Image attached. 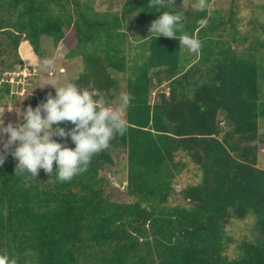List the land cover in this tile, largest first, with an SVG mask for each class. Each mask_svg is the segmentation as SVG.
<instances>
[{"label":"trees","instance_id":"trees-1","mask_svg":"<svg viewBox=\"0 0 264 264\" xmlns=\"http://www.w3.org/2000/svg\"><path fill=\"white\" fill-rule=\"evenodd\" d=\"M149 4L127 0L120 12H101L89 0H0V33L15 53L20 47L29 66L40 56L42 37L57 45L72 28L77 43L69 55L85 64L73 83L112 104L119 92L112 71L126 72L122 94L133 97L124 113L127 132L70 181L58 182L42 169L35 178L15 175L16 161L7 155L0 166L4 264H264L258 69L215 39L218 23L199 9L186 13L183 31L176 33L202 43L196 61L183 64L177 39L145 38L159 15ZM129 21L140 29L133 41ZM162 81L168 93L158 92L152 102L151 92ZM3 90L9 93V84ZM50 92L55 89L32 97L31 105ZM111 149L125 154V188L132 200L112 199L106 191L109 180L101 172L114 164ZM178 155L200 171L197 183L180 190L184 205L170 203L174 181L187 165ZM249 216L255 237L242 240L240 256L229 259L225 252L234 239L226 225Z\"/></svg>","mask_w":264,"mask_h":264},{"label":"rangeland","instance_id":"rangeland-1","mask_svg":"<svg viewBox=\"0 0 264 264\" xmlns=\"http://www.w3.org/2000/svg\"><path fill=\"white\" fill-rule=\"evenodd\" d=\"M84 1V0H83ZM94 8L101 12H120V9L127 0H89ZM198 0H185V6L193 5L192 10L198 9L195 7ZM208 5L207 10H211L212 22L218 23L216 30L213 32L216 40H220L224 44L231 46L241 57L252 59L258 69V82L260 86V97L264 100V0H206ZM174 7L181 9L182 0H175ZM4 11H0V15H4ZM223 22L220 24V22ZM130 29L127 30L131 40L134 36H138V29L132 21L128 22ZM132 34L134 35H131ZM133 41V40H132ZM136 41V40H135ZM9 40L5 35L0 33V89L4 88L8 74L12 71H18L20 66L35 67V75H23L17 82L9 84V93L4 90L0 91V109L4 106L3 119L5 124L8 122L18 123L16 108L23 110L28 105H31V98L46 90L54 89L69 81L73 82L84 71L85 64L80 56H70L69 51L74 48L77 39L72 28L66 30L65 37L55 45L49 37L41 38L40 56L37 58L33 66H29L26 57L23 56L20 47L15 53L8 45ZM131 47V46H130ZM30 48V47H29ZM132 48V47H131ZM133 49V48H132ZM181 60L183 64L188 65L192 61L191 54H187L183 48ZM16 60V63L11 71L7 70V66ZM51 63H48V62ZM112 74L118 81L119 92L114 95L112 104L118 106L119 97L125 89L127 73H119L112 71ZM19 83V85H16ZM44 84V85H43ZM43 85V86H42ZM163 91L168 93L167 82L162 83L156 89L152 90L150 100H158L157 93ZM31 94L29 96L28 94ZM28 93V94H27ZM16 106L9 111L14 103ZM32 106V105H31ZM35 107V106H32ZM218 118H222V113H219ZM264 128V117L259 119V130ZM263 144H258L262 146ZM0 151H3L0 147ZM110 153L114 157V164L107 166L101 173L109 180V184L105 186L107 193L112 199L119 201H129L133 198L128 196L125 188V154L122 150L111 149ZM260 157L264 154H258ZM182 158L186 162V167L180 172L174 181V194L170 197V203L184 205L185 201L180 195V190L189 185L195 184L200 180V171L183 155H178L177 158ZM261 166L264 168V159L260 160ZM39 177V175H38ZM254 217L249 216L243 220L231 219L226 225L227 233L232 236L234 243L228 244L225 254L229 259H234L240 256L237 245L242 240H253L255 231L253 229Z\"/></svg>","mask_w":264,"mask_h":264},{"label":"clouds","instance_id":"clouds-1","mask_svg":"<svg viewBox=\"0 0 264 264\" xmlns=\"http://www.w3.org/2000/svg\"><path fill=\"white\" fill-rule=\"evenodd\" d=\"M174 3L175 0H150L149 6L157 9L159 15L151 22L149 36L145 38H174L179 41L180 48L198 54L202 43L197 37L187 33L179 38L176 35L183 31L186 13L192 10L193 5L186 7L185 0H182V8L177 10ZM195 7L201 11L208 9L206 0H198ZM211 14L208 10V15ZM206 23V20L202 21L200 27ZM52 85L54 95L48 93L46 99L35 107L16 108L18 123L10 121L5 124V105L0 109V147L3 149L0 151V166L10 153L16 161L15 175L35 178L42 169L63 183L85 172L96 154L106 150L118 135L123 136L127 132L124 113L133 97L123 93L118 106H114L105 96L83 90L71 81L59 87ZM16 104L11 108L7 105L8 110L11 111ZM69 123L71 128H67ZM67 139L74 146H69ZM0 264L4 261L0 260Z\"/></svg>","mask_w":264,"mask_h":264},{"label":"built area","instance_id":"built-area-1","mask_svg":"<svg viewBox=\"0 0 264 264\" xmlns=\"http://www.w3.org/2000/svg\"><path fill=\"white\" fill-rule=\"evenodd\" d=\"M36 69L35 67H27V66H20L18 68V71H12L9 72V78H7L5 81L6 83H13L17 82V80L21 79L20 76L23 75V78L25 79L27 76L35 75ZM16 85H19V83H16Z\"/></svg>","mask_w":264,"mask_h":264},{"label":"crops","instance_id":"crops-1","mask_svg":"<svg viewBox=\"0 0 264 264\" xmlns=\"http://www.w3.org/2000/svg\"><path fill=\"white\" fill-rule=\"evenodd\" d=\"M187 51V50H186ZM189 54H191V56H192V61L190 62V63H192V62H195L196 61V59L199 57V53L198 54H192V53H189ZM264 133V128H262V130L260 131H258V136H261L262 134ZM261 144V143H260ZM258 153L260 154V153H262V154H264V145H262V146H259L258 147ZM264 159V156H259V165L261 166V161L260 160H263ZM262 167V166H261Z\"/></svg>","mask_w":264,"mask_h":264}]
</instances>
